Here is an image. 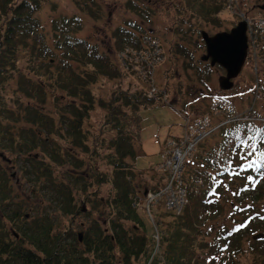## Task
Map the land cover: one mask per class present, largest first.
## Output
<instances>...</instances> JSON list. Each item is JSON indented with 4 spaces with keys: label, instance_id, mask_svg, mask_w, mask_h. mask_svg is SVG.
<instances>
[{
    "label": "trees",
    "instance_id": "16d2710c",
    "mask_svg": "<svg viewBox=\"0 0 264 264\" xmlns=\"http://www.w3.org/2000/svg\"><path fill=\"white\" fill-rule=\"evenodd\" d=\"M44 2L0 0V264H243L245 256L247 264H264V254L260 255L264 242L258 245L264 240V206L252 212L255 200H264V178L256 185L258 173L264 176V124L235 119L215 129L211 137L216 141L208 138L198 145L183 175L187 201L180 213L167 212L173 222L165 229L160 209L164 206L159 204L162 207L154 213L153 224L158 237L154 238L133 204L137 194L134 180L141 172L131 162L140 141L141 107L162 102L160 95L149 96L148 87L141 85L149 84L151 71L141 42L147 30L127 21L112 31L113 45L102 51L97 43L78 37L80 15L62 16L45 28L37 16ZM223 6L220 0H182L183 10L203 23H199L203 28L219 26ZM125 8L148 20L138 2L128 0ZM86 12L94 21L100 20L92 10ZM177 47L175 55L193 60L188 47ZM189 68L188 63L184 65L186 72ZM211 70L210 66L201 69L198 80L207 84ZM106 83L113 85L108 88L110 95L96 98L94 90ZM49 104L54 112L47 108ZM96 105L106 112L98 139L92 143L105 150L101 156L111 171L89 167L98 176L97 185L110 183L111 194L89 199L91 208L84 213L88 218L79 240L71 231H53L48 208L37 216H27L26 199L15 191L13 173H8L2 160L6 153L17 161L23 159V172L34 186L40 184V193L52 194L50 206L79 214L73 183H80L82 193L87 194L93 178L83 170L85 162L75 152H89L88 118ZM57 138L64 139L69 148L61 146ZM242 139L255 151L238 147ZM241 155L247 159L240 160ZM56 169L71 180L70 185L69 180L54 177ZM226 185L236 187L235 199L240 204L234 208L247 206L248 211L249 207L242 225L255 229L251 238L261 233L260 239L244 245L240 224L221 234L224 241L204 238L199 227L218 214L219 207L213 204L219 202L218 191ZM103 207L109 208L106 217ZM94 211L97 218L90 215Z\"/></svg>",
    "mask_w": 264,
    "mask_h": 264
},
{
    "label": "rangeland",
    "instance_id": "374dc122",
    "mask_svg": "<svg viewBox=\"0 0 264 264\" xmlns=\"http://www.w3.org/2000/svg\"><path fill=\"white\" fill-rule=\"evenodd\" d=\"M126 1L128 0H45L37 16L42 21V25L49 29L52 21L55 19L62 16L80 15L83 23L82 30L79 32L78 37L86 38L87 40L97 43L102 51H105L108 47L113 45L111 37L112 31L117 26L124 25L127 21H133L144 27V29L150 33L149 36L152 38L151 40L156 41L158 50L161 52L163 50L166 54L165 58L159 60V63H154L155 72H153L152 76V84L159 89L158 95H163V97H165L162 98L160 104L144 106L139 111V137L142 148L139 146L140 141L137 142L136 157L134 162L133 160L131 162H133L136 169L141 172L140 175L136 177L134 183L137 185L138 189L142 191L145 190V188L154 187L155 184L160 185L162 182L159 172H157V174L153 170L156 168L155 166L157 163L162 161V157L158 150L160 145H154L152 141L153 133H157L161 141L165 139V135H179L183 133L185 117L194 118L198 115L208 114V111H210L214 103L212 99L214 95H216L215 97H220L223 104H225L223 102L224 100L230 104L233 109L235 108V110L241 111L244 107L245 111V107L252 105L264 114V90L258 92L257 95L253 92L260 89L257 84L260 83L264 85V65L261 64V62L257 63L254 57L256 48L262 47L264 45V40L258 41L257 45H255L256 31L253 32L250 28L247 35L250 48L245 66L239 76L232 80V85L221 89L219 80L225 76V71L217 65L212 68L210 80L207 84L198 80L197 74L200 73V70L209 66V62L205 64L200 60L201 55L205 54V47L201 41L200 32L203 29L209 36H212L217 32L228 31L233 23H238L242 20H247L248 24H252V21L259 20L257 17L259 15V12H257V4L260 0H229L231 5H226L218 14L217 25L219 26H206L205 28L200 25L203 23L191 19L190 15L183 10L182 0H134L143 7L141 11L145 17L147 16L148 20L126 10ZM87 9L98 14L100 20L96 22L91 19L87 14L88 12H86ZM242 14H244L245 17ZM225 19H227V21L223 22ZM199 27L201 29H199ZM180 43L187 45V47L191 48V51L194 52L192 61H185L183 55H175L176 48H178L177 46H179L178 44ZM167 51H173V56L171 53L168 54ZM187 63L190 68L186 72L184 65ZM21 67H23V65ZM104 82H106V80H102V83ZM127 83L128 82H125L124 84L126 85ZM98 85H101V87L94 90L96 98H105L107 95H110L111 91L108 88L113 86L111 83ZM141 85L147 87L149 84L143 83ZM47 108L54 112V106L51 104H49ZM105 112V109L96 105L95 109L92 111L93 116L88 118L87 128L89 129V139H87V144L89 145V152L86 154L80 150H76L75 152V154L85 162L83 170L88 172L94 181L90 180L92 187L88 190L87 194L82 193L83 188L80 186V183H73V186H75L73 190L75 200L80 210L77 215L63 213L62 208H60L61 206L55 207L49 205L52 194L48 195L45 190L40 193L37 188L41 186L40 184L37 187L34 186V182H31L29 179L31 177L25 175V172H23V159L17 161L14 159L13 155L6 153L2 160L3 166L7 169L8 173H13L11 181L15 191L20 197L26 199L27 208H25V211L27 216H37L48 208L53 218L54 232L67 230L73 232L75 236L80 232L82 234L88 218L84 213L88 212L91 208L90 202H88L90 201L89 199L93 201L98 197L106 198L108 194H111L110 183L106 181L103 185H97L98 176L91 171L93 168L89 167L91 165L98 167L100 170H104V172L111 171L109 167L103 163L104 159L101 155L105 150L92 143L94 138H97L99 125L103 122L102 120ZM58 139L59 138H57V141L61 146L65 149L69 148L64 139H59L60 141ZM209 141L214 142L216 140L212 136L209 138ZM37 154L38 157L42 156L41 152ZM55 173L54 177L56 175L57 180L65 178L66 181L69 180V185L71 184V180L68 177H63L61 170L56 169ZM258 183L260 184L261 182ZM32 188L36 189L35 193H33ZM219 191H221V197L218 199L219 202L213 204V206L219 207L218 214H215L212 218L208 217L204 227L203 225L199 227V224L197 225V222H194L196 227L202 228V234H204V238H208V240H223L221 234L228 233L230 227L245 221L243 217L249 212V207L248 211L245 210L247 206L241 209L234 208V204H240L237 202V199H235L236 187L233 188L232 185H226L221 190L219 189ZM83 192L85 193V191ZM41 199H43V201H41ZM159 200L162 201L164 207L158 204ZM159 200L149 203L150 215L152 217L146 212V210L149 209L142 208L137 211L146 223L148 234H154V238L158 237L157 233L154 231L155 227H153L154 221L156 220L154 213L156 214V212H159L160 206L162 207L160 208L162 210L161 220H164L163 226L165 229L167 224L173 222V217L167 212H170L172 206L177 207L176 204H171V198H167L165 194H163ZM263 201V199L255 200L252 212H257L258 209L263 207ZM173 202L175 203L174 200ZM231 202L233 203L231 204ZM242 204L244 205V203ZM144 205L146 206L145 203ZM103 208L106 212L104 213V210H102L99 214L102 215V213H104V217H106L109 208ZM180 210L181 208L178 209V213ZM175 212H177V210H175ZM90 215L96 218L99 216L95 211ZM126 224L129 226L130 223L127 222ZM249 225L253 226L251 223ZM253 232H255V229L250 231L244 228L242 232V237L244 238L241 237L244 245L249 244V240H254V238H251ZM199 237H201V235ZM241 240L240 244H242ZM263 242L264 240L258 242V245H262ZM262 254L264 253L261 252L260 255ZM245 259L248 260V257L245 256ZM245 259L242 261L243 264H247ZM253 259L251 262H253Z\"/></svg>",
    "mask_w": 264,
    "mask_h": 264
},
{
    "label": "water",
    "instance_id": "95a60500",
    "mask_svg": "<svg viewBox=\"0 0 264 264\" xmlns=\"http://www.w3.org/2000/svg\"><path fill=\"white\" fill-rule=\"evenodd\" d=\"M247 24L242 21L229 33H219L209 37L202 33V38L206 45V55L203 60H210L211 65H219L226 72V77L222 83L223 87L230 86L229 82L241 71L247 54ZM79 240L82 234H78Z\"/></svg>",
    "mask_w": 264,
    "mask_h": 264
},
{
    "label": "built area",
    "instance_id": "2783aa9c",
    "mask_svg": "<svg viewBox=\"0 0 264 264\" xmlns=\"http://www.w3.org/2000/svg\"><path fill=\"white\" fill-rule=\"evenodd\" d=\"M196 141V140H195ZM192 142L187 146H171L169 150V155L164 163V170L168 171V181L165 187L158 192L150 193L147 202L153 203L154 201H158L163 194L166 197L171 198V204H176L177 207L172 206L171 208H176V210L180 209L185 201V193L181 185V175L183 172V160L189 150L192 148ZM175 201V203L173 202ZM171 206V205H170ZM178 208V209H177Z\"/></svg>",
    "mask_w": 264,
    "mask_h": 264
},
{
    "label": "snow or ice",
    "instance_id": "6c2138e0",
    "mask_svg": "<svg viewBox=\"0 0 264 264\" xmlns=\"http://www.w3.org/2000/svg\"><path fill=\"white\" fill-rule=\"evenodd\" d=\"M250 139V138H249ZM244 146H248L251 148L252 151H255V148L252 147L251 145H249L248 140L247 139H242L240 142V145H238V147L243 148ZM247 155H251V152H249ZM247 155H241L240 156V160H245L247 159ZM229 166L231 167V162H229ZM243 165H241V171H243ZM235 175H239V172L234 173ZM212 179H215V177H212Z\"/></svg>",
    "mask_w": 264,
    "mask_h": 264
},
{
    "label": "flooded vegetation",
    "instance_id": "af4514ba",
    "mask_svg": "<svg viewBox=\"0 0 264 264\" xmlns=\"http://www.w3.org/2000/svg\"><path fill=\"white\" fill-rule=\"evenodd\" d=\"M257 11L264 15V0H260V2L257 4Z\"/></svg>",
    "mask_w": 264,
    "mask_h": 264
}]
</instances>
